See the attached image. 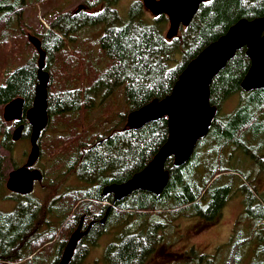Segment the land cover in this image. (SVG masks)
<instances>
[{"label": "trees", "instance_id": "obj_1", "mask_svg": "<svg viewBox=\"0 0 264 264\" xmlns=\"http://www.w3.org/2000/svg\"><path fill=\"white\" fill-rule=\"evenodd\" d=\"M119 1L97 0L94 7L102 6V10L94 14L85 11L59 14L50 22L49 30L37 36L46 52L45 68L60 72L56 73L60 88L49 92L48 97L50 125L67 133L64 139L68 140L66 148L54 149L56 153L51 155L54 162L49 170L55 172L60 168L62 177L73 175L84 187L69 188L61 199L53 200L54 209L61 211L54 218L38 214L42 201L30 196L22 200L14 213H0L1 264L29 260L43 239H49L46 243L53 241L56 227L67 225L71 228L69 232H73L79 215L88 214L86 218L91 219L90 212L106 214L108 223L119 228L116 234L119 242L110 252L107 264H145L173 222L167 220V214L174 216V222L200 215L211 225L222 216L234 183L221 187H216V183L220 176L230 172L222 167L231 155L229 148L245 146L249 137L260 140L264 134V89L249 93L242 89L251 67L245 48L236 53L210 88L213 106L220 110L226 100L239 97L237 108L226 116L218 114L208 136L198 143L193 157L184 166L176 167L173 158L168 160L166 170L170 180L163 194L157 197L139 191L116 202L112 211L104 209L102 189L123 184L142 172L169 139L166 118L134 130L128 125V114L168 97L187 66L238 22L264 17V0H212L202 4L190 26L181 28L179 36L169 41L164 34L168 22L165 16L150 22L142 2L136 1L130 6L127 19H123L118 10ZM28 5V0H0V22L7 17L21 16L19 12ZM87 5L91 9L92 5ZM102 26L105 32L100 39L98 56L90 49L80 53L74 49V54H68L78 31ZM76 55L81 56L79 60H74ZM77 65L80 69L76 74ZM37 84L38 60L32 59L10 71L0 86V109L16 98H23L26 113L33 106ZM122 86L126 111L119 112L118 122L112 123L114 116L109 103L112 97L118 100L116 91ZM24 125L26 139L30 137L31 127L26 121ZM1 130L3 147L11 151L12 133L6 127L2 112L0 133ZM77 136H80L78 145L69 153L64 152ZM3 167L0 157V186L7 181L1 171ZM243 190L248 192L245 204L255 218L254 230L251 228V236L245 241L233 245L226 264H241L242 251L248 246L250 264H264V230L257 231L264 224V195L251 184L244 185ZM76 213L77 220L72 218ZM96 221L93 231L103 227ZM44 226L46 231H42ZM257 235L262 245L254 248L252 243ZM60 245H57L54 264L61 257ZM190 261L178 264H192Z\"/></svg>", "mask_w": 264, "mask_h": 264}, {"label": "rangeland", "instance_id": "obj_2", "mask_svg": "<svg viewBox=\"0 0 264 264\" xmlns=\"http://www.w3.org/2000/svg\"><path fill=\"white\" fill-rule=\"evenodd\" d=\"M136 1L142 2V0L119 1L118 10L123 19H127L129 8ZM96 2L97 0H28L29 5L24 11L19 12L21 16L14 18L7 17L6 20L0 22V86L5 83L7 74L10 71L26 65L32 59L36 60V62L39 59L36 49L28 41L29 36H38L42 31L49 30L50 22L56 19L59 14L74 15L80 6H84V11L91 14L101 11L102 6L94 7ZM87 3L89 6L92 5L91 9ZM146 18L150 22H155L156 20L148 10H146ZM9 24L10 26H6ZM168 29L169 21L165 26V37ZM104 32V26L93 29L85 28L78 31L74 35L75 42L70 46L71 50L68 54H74L76 51L74 49H78L79 53L80 51L90 49L94 52L95 56H98L100 52V39L104 35ZM76 56L77 58H73L74 60H79L81 57L80 55ZM79 69L80 67L77 65L75 69L76 74ZM45 70L51 77L49 92L54 93L60 88L56 77V73L59 74L60 72H50L47 68ZM123 92L124 86L116 91L118 100L112 97L109 103L111 116H114L112 123L118 122L119 112L126 111V107L123 105L125 102ZM238 104L239 97H232L226 100L219 110V115L226 116L231 114L237 108ZM0 112L3 114L4 107L0 109ZM5 124L10 129V133H13V124ZM53 127L54 124H49L47 127L48 132H44L41 138L42 140H40L39 144L42 153L38 164L35 166L36 169L44 172L45 180L42 183L35 184L32 198L39 199L42 202L53 199L69 188L84 186L73 175L62 177L61 173L63 171L60 168L55 172L49 170L50 165L54 162L52 161L53 156H51L52 153H56L54 149L60 147L66 148V141H68L64 139L67 133L60 132V130H56ZM80 130L83 132L82 124ZM3 135L1 130L0 157L4 161V167L1 171L3 175L5 174L7 176L8 180L9 174L14 169L25 164L32 146L30 137L25 139L22 136L20 141L14 142L15 144L12 145L11 151H6L3 145L1 146ZM261 136L262 138L260 140L253 136L249 137L245 146L239 145L238 147L231 146L229 148L232 149L231 155L228 159H225L222 167L230 170V172L220 176L216 183V187L224 186L229 182L234 183V190L222 211V216L211 225L210 221L200 215H195L192 218H181L174 222V216L171 213L167 214V220L170 222L173 221L172 228L166 230L167 237L164 244L168 248L161 250L159 255H153L148 264H178L190 260L192 264H226V260L231 253L230 249L233 245L240 241L243 242L247 237L251 236L250 230L251 228L253 229V220L255 218L246 208L245 200L247 199L248 192L243 190V186L251 184L257 189L259 194L264 195V134H261ZM79 138L80 136H77L70 147L64 152L69 153L75 145H78ZM8 144L10 145L9 141ZM60 155L64 154L60 153ZM0 194V211H13L16 202L12 201L13 199L6 200L2 198V196H11V192L6 188V183L0 186ZM75 216H77V213L72 218ZM87 217H89L88 214ZM86 221L88 222L89 219L87 218ZM46 230L47 228L45 226L42 227V231ZM69 230L71 228H68L66 225L50 243H46L49 240L47 238L42 240L44 242L41 241L36 247V255H41V258L38 257V264L54 263L57 256V245L63 241V238L68 239V235L72 233ZM261 230H264V224L257 231ZM117 231L118 228L115 231L110 228L107 234L99 239L98 245L91 248L87 258L84 260L85 263L83 262L82 264H106L102 260V255L108 245L114 241ZM261 245L260 236L257 235L252 246L256 248ZM250 252V246L242 251L243 259L241 264L251 263L252 258L249 257ZM172 253L174 257L170 258ZM181 255H184V257ZM3 264H36V261L30 258L25 262H7Z\"/></svg>", "mask_w": 264, "mask_h": 264}, {"label": "water", "instance_id": "obj_3", "mask_svg": "<svg viewBox=\"0 0 264 264\" xmlns=\"http://www.w3.org/2000/svg\"><path fill=\"white\" fill-rule=\"evenodd\" d=\"M212 0H142V4L155 18L165 16L169 20L167 40L178 37L181 28L193 22L202 4ZM80 6L75 14L84 11ZM28 41L36 49L38 59V84L35 100L25 113V101L16 98L4 108L5 122L18 124L12 139L18 142L24 132V119L31 127V153L25 166L12 171L7 189L20 194L30 195L35 182L43 180V174L33 169L40 159V139L50 122L49 85L51 77L45 70L46 52L37 36H29ZM247 49L251 61L250 70L242 83L243 91L249 93L264 89V17L255 20H241L212 43L194 59L181 74L173 92L165 99L154 100L140 110L129 113L128 125L140 130L148 124L163 118L169 122V139L151 163L140 173L123 184H112L105 188L104 194H113L121 201L136 192L143 191L160 197L169 185V172L166 164L173 158L176 167L184 166L192 157L201 140L211 131L219 108L210 101L211 85L216 76L242 49ZM72 235L59 264H71L79 242L89 230L82 232V224Z\"/></svg>", "mask_w": 264, "mask_h": 264}, {"label": "flooded vegetation", "instance_id": "obj_4", "mask_svg": "<svg viewBox=\"0 0 264 264\" xmlns=\"http://www.w3.org/2000/svg\"><path fill=\"white\" fill-rule=\"evenodd\" d=\"M25 121L28 123V121L26 120V118L24 119V121H23V123H22V125H24V123H25ZM28 125H29V123H28ZM13 126H14V128H16V127H18L19 125L18 124H13ZM24 127H25V125H24ZM30 133H31V131H30ZM13 143H14V141H13ZM16 143V142H15ZM14 143V144H15ZM3 145V140L1 141V146ZM41 148V147H40ZM29 157V156H28ZM28 160V159H27ZM27 160H26V162H25V164L27 163ZM39 162V161H38ZM38 162H37V164H38ZM25 164H23V166H25ZM36 164V165H37ZM35 165V166H36ZM22 166V167H23ZM35 166H34V168L33 169H36L35 168ZM36 170H38V169H36ZM38 171H40V170H38ZM41 172V171H40ZM42 174H43V180L40 182V183H42L44 180H45V176H44V172H41ZM39 182H35V184H38ZM35 186L36 185H34V188H35ZM84 187V186H83ZM107 186H105L103 189H102V193H101V197L103 198V199H105V202H103L102 203V207L104 208V209H106V208H109L111 211L113 210V209H115L116 208V205H115V203L116 202H122L123 200H125V199H127V198H129V197H127V198H125V199H123V200H121V201H117V200H115V196L113 195V194H104V190H105V188H106ZM7 188V187H6ZM77 188H79V187H77ZM68 190V189H67ZM67 190L66 191H64L62 194H59L58 196H56V197H54L53 199H50L49 201H45V202H42V204H41V206H40V210L38 211V214H40V215H43V216H47V219H50V218H54V217H57L58 215H60L61 214V211H60V208H57V209H54V202H53V200L55 199V198H62V196L63 195H65L66 193H67ZM8 191H10V190H8ZM11 192V196L9 195V196H7V197H4V196H2V198H4V199H6V200H12V201H14V202H16V204H15V208H14V210L13 211H11V212H1L0 211V213H14L16 210H17V207L20 205V203L21 202H23L22 200L23 199H25L26 197H32V195H33V192L30 194V195H20V194H17V193H14V192H12V191H10ZM0 196H1V194H0ZM111 197L109 200H107L108 199V197ZM107 198V199H106ZM111 200H113L112 202H111ZM123 212H126L125 210L123 211ZM89 214H92L93 215V217L91 218V219H89V221L87 222L86 220H87V214H83V215H79V218H80V220H79V222H78V225H77V227L75 228V230L70 234V236L68 237V239H65V238H63V241L61 242V245H60V253H61V257L63 256V253H64V251H65V249H66V247H67V244H68V242L70 241V239H71V237H72V235L74 234V232L78 229V227L80 226V224H81V222H82V219L84 218V221H83V224H82V232H86L87 230H89V227H91L90 228V230H89V232H88V234L87 235H85L84 237H83V239L79 242V244H78V246H77V248H76V250H75V254H74V258H73V261L71 262V264H82L83 262H84V260L87 258V256H88V254H89V252L91 251V248L92 247H94V246H96V245H98V243H99V239L103 236V235H105V234H107V232H108V230L111 228V229H113L114 231H115V229L116 228H118V227H115V226H113V225H110L109 223H108V220H109V217H106V214L105 215H102V214H98V213H95V212H90ZM73 215V214H72ZM75 215V214H74ZM73 215V216H74ZM99 215V216H98ZM72 216V217H73ZM97 216H98V219H95V218H97ZM76 217L77 216H75L74 218L76 219ZM77 220V219H76ZM96 220H98V224L99 225H102L103 227H102V229L101 230H99V231H93L94 230V228H96L95 227V225H96V223H97V221ZM96 222V223H95ZM95 223V224H94ZM122 225V224H121ZM121 225H117V226H120L121 227ZM64 226H66V225H63V226H59V227H56L55 228V232H57V234L54 236V238L57 236V235H59V232L62 230V228L64 227ZM54 228V227H53ZM169 228H172V224L168 227V229ZM167 230V229H166ZM119 232V228H118V231H117V233ZM116 233V234H117ZM165 234H167V233H165ZM166 237H167V235L165 236V238L164 239H162L155 247H154V250L149 254V256H148V261L145 263V264H148L149 262H150V260H151V257L153 256V255H159L160 253H161V250H163V249H167L168 247L166 246V244H164V241H165V239H166ZM64 242V243H63ZM90 242H93L92 244L90 243ZM117 242H119L118 241V239H117V235L115 236V239H114V241L112 242V243H110L109 245H108V247L106 248V250H105V252H104V254L102 255V260L107 264V259H108V256H110V252L113 250V248H114V246L116 245V243ZM60 244V243H59ZM102 246V245H101ZM79 250V251H78ZM167 254V253H166ZM168 256V255H167ZM35 257H39V255H36V253L34 254V255H32L30 258L31 259H35ZM61 257H60V259H59V262H60V260H61ZM172 257H174V254L172 253V255L170 256V258H172ZM29 258V259H30ZM36 261V264H38V259L37 260H35ZM59 262L57 263V264H59ZM85 263V262H84ZM51 264H54L53 262L51 263ZM174 264V263H173Z\"/></svg>", "mask_w": 264, "mask_h": 264}]
</instances>
